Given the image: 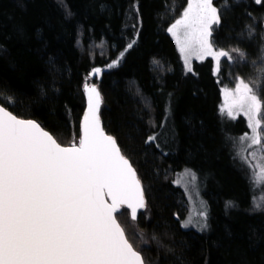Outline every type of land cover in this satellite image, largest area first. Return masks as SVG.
<instances>
[{"label": "trees", "instance_id": "1", "mask_svg": "<svg viewBox=\"0 0 264 264\" xmlns=\"http://www.w3.org/2000/svg\"><path fill=\"white\" fill-rule=\"evenodd\" d=\"M215 3L212 41L232 59L218 75L211 59L185 75L167 29L187 0H0V104L66 146L80 137L84 85L98 87L103 127L143 184L146 209L117 218L146 264H264V208H253L234 142L244 120L219 111L231 79L259 81L264 96V2ZM93 68L102 73L88 81ZM186 168L207 178V233L181 227L188 204L175 180Z\"/></svg>", "mask_w": 264, "mask_h": 264}, {"label": "snow or ice", "instance_id": "2", "mask_svg": "<svg viewBox=\"0 0 264 264\" xmlns=\"http://www.w3.org/2000/svg\"><path fill=\"white\" fill-rule=\"evenodd\" d=\"M220 12L214 0H187L180 18L168 28L187 71H192L193 56L201 61L212 57L217 73L221 58L232 59L211 40ZM232 51L243 58L239 49ZM101 71L96 68L93 74ZM85 89L88 108L81 135L69 146H62L37 121L20 119L0 105V264H146L116 215L126 205L135 221L137 209L146 206L140 179L116 139L101 127L97 87L86 84ZM224 94L222 113L232 119L243 114L251 130L238 138L241 146L247 144L237 155L256 148L250 153L256 160L253 180L264 184V96L259 81L239 79L235 90L225 88ZM155 139L149 136L146 142Z\"/></svg>", "mask_w": 264, "mask_h": 264}, {"label": "rangeland", "instance_id": "3", "mask_svg": "<svg viewBox=\"0 0 264 264\" xmlns=\"http://www.w3.org/2000/svg\"><path fill=\"white\" fill-rule=\"evenodd\" d=\"M215 1L216 0H214V4L216 6ZM179 18L180 16L176 19H179ZM175 20L170 23L168 28L175 22ZM217 27H218L217 25H213L212 36H213L215 29H217ZM263 27H264V22H263ZM167 33L172 39L173 43L175 44V47L177 49L180 62L183 68V72L185 75H191L194 72L197 75V73H199L197 68L200 65L205 64L208 59L213 60L215 62V67H216V61L212 57H208L204 59L203 61H201V60L196 59L195 56H193L191 58L192 71L191 72L187 71L185 67V63H184V58L179 51V46L176 43L175 37H173V35L169 33L168 29H167ZM212 39L213 37H211V40ZM94 69L96 68H93L91 72H93ZM215 74H217L216 68H215ZM100 75H101L100 73L96 74L98 79ZM87 77H88V81L92 80L90 75H88ZM95 79H93V81ZM239 79L240 78L231 79V85H227V83H224L221 86V98H220V104H219V111H220L221 117L227 122H236L239 119L244 120V124L239 125L237 127V130L235 131V134L237 136L236 139L234 140L235 145H236V156L241 165V170L243 171L246 177H250L252 180V191L254 193V198H252L253 208H255L256 210H259V209L261 210L264 208V206L256 207L255 205L257 204L264 205V200L261 199L262 197H264V184L256 185L253 180V174L255 171L254 165L256 164V160H254L252 156L250 155V153L256 151V148L255 147L247 148V150L245 152H242L241 155H237V153L241 150V148L246 147V144H247L246 142L244 146H241L238 138L245 133L251 134V130L247 126V118L243 114H241L237 116V118L232 119L227 115L226 111L223 113L221 111V109L226 106L224 89L227 88L229 90H235L236 84L238 83ZM228 102H231V97H229ZM242 156H247V160L243 159ZM186 170H188L190 174H185ZM191 174H194V178ZM178 180H179V183H177ZM175 181H176V184L185 192V195L187 197V204H188V213H187L186 218L181 222V227L185 230H193L198 233H207L210 230L211 214H210V208L203 195V186H202V184L207 182V178L200 176V174H198L197 171H195L194 169L186 168L177 174ZM204 225H207V226L204 227Z\"/></svg>", "mask_w": 264, "mask_h": 264}, {"label": "water", "instance_id": "4", "mask_svg": "<svg viewBox=\"0 0 264 264\" xmlns=\"http://www.w3.org/2000/svg\"><path fill=\"white\" fill-rule=\"evenodd\" d=\"M90 77L92 78V79H95V77H96V74H93V72H91L90 73ZM86 85V84H85ZM85 85H84V96H85V108H84V111H83V115H82V118H81V122H80V135H81V124H82V121H83V117H84V114H85V112L87 111V108H88V94H87V92H86V89H85ZM89 87H91L92 85H95V84H87ZM96 86V85H95ZM97 87V86H96ZM97 89H98V87H97ZM99 91V90H98ZM1 105V104H0ZM101 106H102V103H101V105H100V110H101ZM7 109V108H6ZM8 110V109H7ZM8 111H10V110H8ZM99 115H100V112H99ZM19 118V117H18ZM21 119V118H20ZM26 120H31V119H26ZM100 120H101V117H100ZM35 121V120H34ZM101 127L103 128V130H104V132L106 133V134H108L106 131H105V129H104V127H103V124H102V122H101ZM47 131V130H46ZM50 133V132H49ZM51 134V133H50ZM108 135H110V134H108ZM80 138V137H79ZM79 140V139H78ZM78 142V141H77ZM63 146V145H62ZM66 146H69V145H66ZM138 175V174H137ZM139 177V176H138ZM140 179V178H139ZM140 182H141V180H140ZM141 185H142V188H143V184H142V182H141ZM143 192H144V189H143ZM144 201H145V207L144 208H139V209H137V218H138V216H139V214L141 213V212H143L145 209H146V207H147V201H146V196H145V193H144ZM110 202V201H109ZM123 209H126V210H128L129 211V213H131V210L130 209H128L127 208V206L126 205H124V206H122L121 207V209H120V211L116 214V215H118V214H120L121 212H122V210ZM130 216H131V214H130ZM136 218V219H137Z\"/></svg>", "mask_w": 264, "mask_h": 264}]
</instances>
